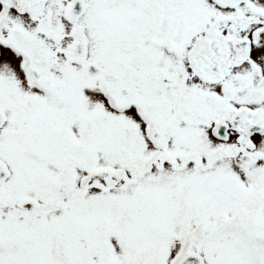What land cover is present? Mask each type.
<instances>
[{
    "label": "snow or ice",
    "instance_id": "obj_1",
    "mask_svg": "<svg viewBox=\"0 0 264 264\" xmlns=\"http://www.w3.org/2000/svg\"><path fill=\"white\" fill-rule=\"evenodd\" d=\"M0 264H264V0H0Z\"/></svg>",
    "mask_w": 264,
    "mask_h": 264
}]
</instances>
